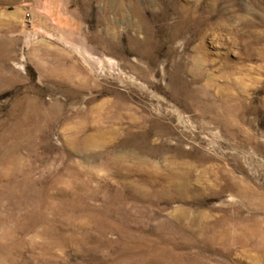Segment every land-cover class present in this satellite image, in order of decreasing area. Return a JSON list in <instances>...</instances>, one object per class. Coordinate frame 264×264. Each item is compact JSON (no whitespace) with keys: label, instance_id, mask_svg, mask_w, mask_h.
Wrapping results in <instances>:
<instances>
[{"label":"rangeland","instance_id":"obj_1","mask_svg":"<svg viewBox=\"0 0 264 264\" xmlns=\"http://www.w3.org/2000/svg\"><path fill=\"white\" fill-rule=\"evenodd\" d=\"M0 264H264V0H0Z\"/></svg>","mask_w":264,"mask_h":264}]
</instances>
